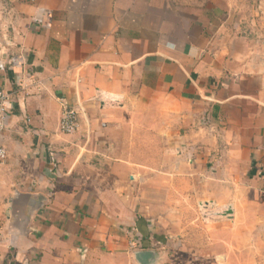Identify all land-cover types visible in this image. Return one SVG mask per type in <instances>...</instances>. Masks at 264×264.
I'll return each mask as SVG.
<instances>
[{
	"label": "crops",
	"instance_id": "obj_1",
	"mask_svg": "<svg viewBox=\"0 0 264 264\" xmlns=\"http://www.w3.org/2000/svg\"><path fill=\"white\" fill-rule=\"evenodd\" d=\"M0 64V264H116L139 251L129 241L160 238L139 193L148 155L117 145L148 102L193 168L264 199V0H0Z\"/></svg>",
	"mask_w": 264,
	"mask_h": 264
},
{
	"label": "rangeland",
	"instance_id": "obj_2",
	"mask_svg": "<svg viewBox=\"0 0 264 264\" xmlns=\"http://www.w3.org/2000/svg\"><path fill=\"white\" fill-rule=\"evenodd\" d=\"M146 105L137 109L138 125L122 129L117 142L127 153L147 154L137 160L151 166L137 179L160 238L147 239L150 245L141 241L136 249L155 251L153 264H264V199L249 193L239 175H217L206 162L193 168L189 158L180 157L177 132L163 120L159 103ZM133 252L116 264H138Z\"/></svg>",
	"mask_w": 264,
	"mask_h": 264
},
{
	"label": "built area",
	"instance_id": "obj_3",
	"mask_svg": "<svg viewBox=\"0 0 264 264\" xmlns=\"http://www.w3.org/2000/svg\"><path fill=\"white\" fill-rule=\"evenodd\" d=\"M35 2L36 0H30ZM54 21L53 13L45 8H42L33 17V22L39 30H48L52 27ZM22 64L20 58H12L9 61L11 68L18 67ZM5 66L0 64V70H4ZM8 103L9 95L0 88V164L7 160V150L3 144L4 133L8 126ZM80 128L79 113L76 109L71 108L65 100L61 99V118L59 130L64 135H74ZM140 239L133 241L130 245L134 248L140 243Z\"/></svg>",
	"mask_w": 264,
	"mask_h": 264
},
{
	"label": "water",
	"instance_id": "obj_4",
	"mask_svg": "<svg viewBox=\"0 0 264 264\" xmlns=\"http://www.w3.org/2000/svg\"><path fill=\"white\" fill-rule=\"evenodd\" d=\"M229 214H232V210ZM133 255L138 264H153L157 259V254L152 250L135 251Z\"/></svg>",
	"mask_w": 264,
	"mask_h": 264
}]
</instances>
